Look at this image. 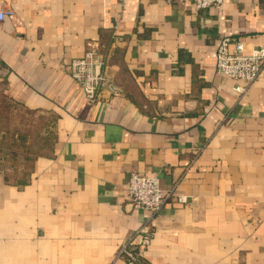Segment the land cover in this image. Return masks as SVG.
Here are the masks:
<instances>
[{
	"label": "crops",
	"instance_id": "0c3cea01",
	"mask_svg": "<svg viewBox=\"0 0 264 264\" xmlns=\"http://www.w3.org/2000/svg\"><path fill=\"white\" fill-rule=\"evenodd\" d=\"M0 4L15 13L0 22V118L43 120L0 141L44 140L28 157L0 146V264H126L117 248L147 221L131 172L175 190L147 262L264 264V69L238 94L214 67L221 35L264 44V0ZM93 44L109 84L90 105L68 65Z\"/></svg>",
	"mask_w": 264,
	"mask_h": 264
},
{
	"label": "built area",
	"instance_id": "2783aa9c",
	"mask_svg": "<svg viewBox=\"0 0 264 264\" xmlns=\"http://www.w3.org/2000/svg\"><path fill=\"white\" fill-rule=\"evenodd\" d=\"M185 1V0H167ZM196 9L219 8L224 0H190ZM14 11L0 4V22L14 17ZM69 74L78 84L84 99L93 105L98 101L99 93L108 86L105 72V54L97 44L90 45L83 56L69 62ZM216 73L240 81L232 89L238 93L246 92L248 86L256 80L264 69V44L245 48L244 43L228 35H221L215 50ZM126 197L133 208L147 211V221L129 234L118 246L116 258H122L126 264H151L143 256V251L153 235V217L162 209L166 200L175 193L172 188L163 190L157 175H145L131 172L126 183ZM177 201L184 203L187 196L177 195Z\"/></svg>",
	"mask_w": 264,
	"mask_h": 264
},
{
	"label": "rangeland",
	"instance_id": "374dc122",
	"mask_svg": "<svg viewBox=\"0 0 264 264\" xmlns=\"http://www.w3.org/2000/svg\"><path fill=\"white\" fill-rule=\"evenodd\" d=\"M25 117H27V118H25ZM28 117L29 116L25 115L22 111H20L19 116H17V118L14 120V119L8 117L7 113L4 112L3 116H1V118H0V127L4 128L5 130H11L13 127L19 126V127L25 128V129L30 131L32 129L34 130L36 127H39V125L43 121V120L39 121V119H37L35 122H32V120H30ZM42 141H44V140L42 138H40L39 135H34L30 138L29 146L31 148H33L35 146L37 148H39L41 146L40 142H42ZM3 144L5 146H9V147L13 145L12 143H10L9 140H6V139L3 142ZM20 145H21L20 142H17L14 144V146H18V147ZM18 155H20L22 157V154H18Z\"/></svg>",
	"mask_w": 264,
	"mask_h": 264
},
{
	"label": "trees",
	"instance_id": "16d2710c",
	"mask_svg": "<svg viewBox=\"0 0 264 264\" xmlns=\"http://www.w3.org/2000/svg\"><path fill=\"white\" fill-rule=\"evenodd\" d=\"M20 136V135H19ZM18 136V137H19ZM6 140H9L10 143H12V146H5L3 144V142ZM19 142H20V146H14V140L11 136H4L3 140L0 141V146L3 147L4 149L6 148L8 150V153L11 156H15L17 154H22L23 156L26 155L27 157L29 156V153H32L30 147H29V143H30V138L29 137H19Z\"/></svg>",
	"mask_w": 264,
	"mask_h": 264
}]
</instances>
